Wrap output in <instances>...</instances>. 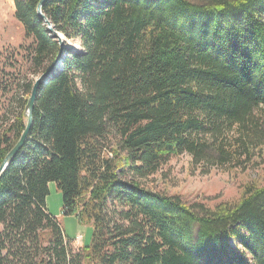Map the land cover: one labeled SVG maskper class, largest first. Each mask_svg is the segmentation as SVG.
Segmentation results:
<instances>
[{
    "label": "trees",
    "instance_id": "16d2710c",
    "mask_svg": "<svg viewBox=\"0 0 264 264\" xmlns=\"http://www.w3.org/2000/svg\"><path fill=\"white\" fill-rule=\"evenodd\" d=\"M13 2L41 75L59 41L40 0ZM42 11L81 47L64 48L39 87L0 176V264H264V184L209 207L141 182L183 153L237 166L264 144V0H47ZM22 99L0 128V165L26 127ZM51 182L64 215L92 224L89 245L75 249L49 212Z\"/></svg>",
    "mask_w": 264,
    "mask_h": 264
},
{
    "label": "rangeland",
    "instance_id": "374dc122",
    "mask_svg": "<svg viewBox=\"0 0 264 264\" xmlns=\"http://www.w3.org/2000/svg\"><path fill=\"white\" fill-rule=\"evenodd\" d=\"M31 43L32 39L25 37L23 25L15 17L13 0H0V128L21 109L20 100L29 98L27 83L35 82L40 76L29 70L25 49ZM66 43L73 50L81 47L78 41L66 39ZM256 112L263 120L264 109ZM236 133L234 129L229 135V144L234 142ZM248 153L247 160L237 166L216 162L194 165L191 156L183 153L141 182L154 191L180 196L187 203L203 202L214 207L223 200H238L248 183L264 184V144L251 146ZM46 203L75 249L91 243L92 224L81 223L77 214L64 215L63 195L55 182L50 183Z\"/></svg>",
    "mask_w": 264,
    "mask_h": 264
},
{
    "label": "water",
    "instance_id": "95a60500",
    "mask_svg": "<svg viewBox=\"0 0 264 264\" xmlns=\"http://www.w3.org/2000/svg\"><path fill=\"white\" fill-rule=\"evenodd\" d=\"M46 1L47 0H40V2L38 4V7H37V12L45 20V24L47 25V27L50 30L51 34L58 39L61 49H60L59 55L57 56V58L54 61V63L44 73H42L35 80V82L33 84V87H32V90H31V94H30V96L28 98V102H27V104L25 106V115H26V118H27L26 127H25L23 133L21 134V137L19 138L18 142L14 145V147L10 150V152L6 155L5 159L1 163V165H0V176L5 171L7 166L17 157L19 152L22 150L24 144L26 143V140H27V138L29 136V132H30L31 127L33 125V112H34V107H35V103H36L39 87L42 84L48 82L51 74L61 64L60 61H61V58H62V55H63L64 48L70 47L66 43L65 36L63 34L57 32L54 29L51 21L43 13L42 6H43V4ZM72 47H70V48H72Z\"/></svg>",
    "mask_w": 264,
    "mask_h": 264
}]
</instances>
